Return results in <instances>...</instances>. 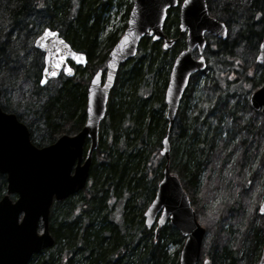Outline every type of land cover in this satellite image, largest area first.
Returning <instances> with one entry per match:
<instances>
[{
  "label": "trees",
  "instance_id": "obj_1",
  "mask_svg": "<svg viewBox=\"0 0 264 264\" xmlns=\"http://www.w3.org/2000/svg\"><path fill=\"white\" fill-rule=\"evenodd\" d=\"M207 4L210 14L226 23L229 34L225 40L208 38V52L216 54L215 68L197 90L199 96L197 79L191 80L183 96L171 137L170 169L206 229L201 260L209 256L212 264H257L264 243V214L259 211L264 198V115L253 108L249 90L242 86L250 79L254 91L264 74L250 78L237 49L258 52L264 37V0H207ZM123 5L121 28L106 32L111 11ZM131 7V0H0V85L27 78L34 84V94L44 89L39 85L43 53L34 47V40L46 27L58 29L88 59L74 77H61L51 94L37 98L44 124L39 137L29 121L2 100V108L16 113L29 127L35 144L47 145L80 131L90 79L106 68ZM173 11L164 31L177 38L176 43L165 50L162 40L144 37L137 55L121 65L101 122L91 184L76 196L54 201L50 231L55 244L35 254L29 264L179 263L185 237L167 224L156 239L154 228H147L144 219L166 164L160 154L168 127L164 93L174 59L185 46L178 9ZM234 74L238 77L230 79ZM232 84L239 86L232 89ZM6 186V175L0 173V197ZM112 198L122 199L118 220L111 217ZM213 207L216 211L209 216ZM172 244L180 245L174 254L169 252Z\"/></svg>",
  "mask_w": 264,
  "mask_h": 264
},
{
  "label": "water",
  "instance_id": "obj_2",
  "mask_svg": "<svg viewBox=\"0 0 264 264\" xmlns=\"http://www.w3.org/2000/svg\"><path fill=\"white\" fill-rule=\"evenodd\" d=\"M132 3L127 27L109 52L105 73L101 69L97 71L101 74V82L92 84L97 72L90 80L87 118L77 134H63L48 145L36 146L27 125L16 114L4 111L0 105V173L7 178V192L0 199V264H29L35 254L54 246L55 238L50 231L51 206L54 200L66 199L83 190L88 182L93 155L99 145L100 123L106 117L107 102L121 64L137 54L145 36L155 41L163 40L165 50L176 43V38H169L165 34L164 26L168 9L178 6L179 0H132ZM47 28L57 35L45 42L44 49L37 47L35 42L34 46L44 53V57L53 58L50 63H56L60 55L65 57L60 69H53L58 74L49 76L47 83L62 74L73 77L75 68L69 60L79 67H85L86 54L75 50L57 29ZM179 28L180 33L187 31V48L176 57L165 91L168 127L161 141L160 154L165 157L166 164L156 194L144 212V218L147 228H155L156 239L167 223L177 228L186 237L178 264H197L206 229L198 221L180 179L171 173V137L190 76L207 66L203 55L206 36L225 40L228 28L223 21L210 16L207 0H189L187 4L183 0ZM261 45H264V37L257 56L260 57L257 62L264 64V47ZM196 47L201 55L199 58L193 56ZM73 53L77 54L78 59L72 58ZM81 59L83 62H80ZM65 67H70L72 73L67 74ZM43 76L42 70L41 78ZM47 83L40 85L45 86ZM105 83L108 87L104 86ZM250 103L264 114V83L251 94ZM87 139L90 146L84 157ZM11 194H16L17 198L13 200ZM202 264H211L210 259L206 258ZM258 264H264V244Z\"/></svg>",
  "mask_w": 264,
  "mask_h": 264
},
{
  "label": "rangeland",
  "instance_id": "obj_3",
  "mask_svg": "<svg viewBox=\"0 0 264 264\" xmlns=\"http://www.w3.org/2000/svg\"><path fill=\"white\" fill-rule=\"evenodd\" d=\"M125 11H126L125 5L120 7L117 6L114 7V9L111 11L110 14L109 25L105 29L106 32L107 31L115 32L117 29L121 28L124 22ZM257 53L258 52L254 53L253 51H250L244 47H240L237 49V57L239 61L245 65V68L247 69V75L250 78L256 77L259 79L261 74H264V64L257 63L256 61ZM207 59H208V67L210 65L212 68L209 69L206 73L202 74L201 78L199 80L197 79L196 82L194 83V86L196 87L195 93L197 94V96H199V91L197 90L201 88L203 81L207 79V73L210 74L212 69L215 68L214 65L216 64L215 63L216 54L211 52L208 53ZM215 75H217L216 77L218 78L220 76L219 72H216ZM237 77L238 75L234 74L230 76V79H234ZM221 81L222 83L226 84L224 78ZM3 82L4 85L3 86L0 85V89H1L0 103L2 102L3 99H7L9 101V105L11 109H14L17 113L23 115L29 121V123L31 124V129L34 131L35 136L39 137L40 135H42L40 133H42L44 129L43 116L38 114V111H40L41 104L37 103V98L39 97V95H41L42 96L41 99L43 100L45 98V95L51 94L53 89H55L57 86L60 85V78L51 80L46 86L43 87L44 88L43 90L38 91L39 92L38 95L34 94L33 92L35 89L34 84L32 83L31 80L27 78H18V79L15 78L11 80H5ZM237 86H239V84ZM237 86H235V84L234 85L232 84L231 88L233 89ZM242 87L247 91L249 90L248 97L250 98V94L252 93V89H253L252 81L250 79H246ZM90 184L91 181L89 178L87 186H90ZM259 190L260 189H257L256 192H253V196H251L253 199H255V196L259 194ZM121 201H122L121 198H119L117 201L115 200V198L111 199V202L113 204L112 208L115 207L113 213L111 214L112 219H116V220L120 219L123 208V203L121 205ZM179 248H180L179 244H172L169 246V252L171 254H174L175 252H178ZM179 257H180V253L178 254V258ZM207 257L210 258L209 256Z\"/></svg>",
  "mask_w": 264,
  "mask_h": 264
},
{
  "label": "snow or ice",
  "instance_id": "obj_4",
  "mask_svg": "<svg viewBox=\"0 0 264 264\" xmlns=\"http://www.w3.org/2000/svg\"><path fill=\"white\" fill-rule=\"evenodd\" d=\"M188 2H189V0H184L185 4H187ZM259 15L260 14L257 13V16H259ZM56 35H57L56 32L52 31L51 29L45 28V29H43L42 34L39 37H37L35 43H36L37 47H39L41 49H44L45 48V42L48 41L49 38L55 37ZM126 40H127V36L124 37V41H126ZM60 43H63V41H60ZM122 43H123V41H122ZM261 47H264V45H261ZM72 58L73 59H78L77 54L73 53L72 54ZM44 59H45V63L48 66L44 67V69H43L44 76L40 79V83L41 84L47 83V80H48L49 76H56L58 73L56 71H53V69H60L61 64H63L65 62V57L63 55H60L59 57L56 58V60H57L56 63H50V61L53 59L50 56H45ZM201 59H203V57H201ZM257 59H260V57H257ZM80 62H83L82 59L80 60ZM237 63H239V62H237ZM64 71L67 74H71L72 73V69L70 67H65ZM100 75L101 74L99 72L96 73V77L93 78V80H92V84L93 85H97V84H99L101 82L100 81ZM108 79L109 80L111 79L110 75H109ZM104 86L108 87V85L106 83H105ZM165 142H167V141L165 140ZM217 203H219V201H217ZM215 211H216V208L213 207L211 209V211L209 212V216H211L212 213L215 212ZM249 211H251V208H249ZM259 211L261 213H264V202H262L260 204Z\"/></svg>",
  "mask_w": 264,
  "mask_h": 264
},
{
  "label": "flooded vegetation",
  "instance_id": "obj_5",
  "mask_svg": "<svg viewBox=\"0 0 264 264\" xmlns=\"http://www.w3.org/2000/svg\"><path fill=\"white\" fill-rule=\"evenodd\" d=\"M182 1H183V0H179V5L176 6V7L170 8L169 11H168V15H169L171 12H174V11H173L174 9H178V18H179V22H180V6H181ZM172 9H173V10H172ZM167 18H168V16H167ZM167 18H166V19H167ZM181 34H184V43H185L184 49H185V48H187V31H184V32L181 33ZM209 37H211V36H207V37H206V38H207L206 49H205V51H204V53H203V55H204V57L206 58L207 62H208L207 54L209 53V52H208V49H209L208 38H209ZM212 38L219 39V38H216V37H212ZM219 40H221V39H219ZM193 56H194L195 58H198L199 56H201V55L199 54V52H198V48H197V47L195 48V50H194V52H193ZM200 74H202V71L197 72L196 74L192 75V76L190 77V82H191L192 79H198V75H200ZM189 85H190V83H189ZM189 85H188V86H189ZM184 95H185V93H184ZM6 183H7V180H6ZM3 195H4V194H3ZM0 198H1V197H0ZM210 260H211V258H210ZM211 263H213L212 260H211Z\"/></svg>",
  "mask_w": 264,
  "mask_h": 264
}]
</instances>
